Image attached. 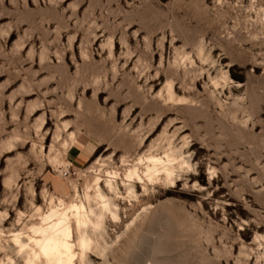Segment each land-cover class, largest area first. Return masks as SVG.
Segmentation results:
<instances>
[{"label":"rangeland","instance_id":"obj_1","mask_svg":"<svg viewBox=\"0 0 264 264\" xmlns=\"http://www.w3.org/2000/svg\"><path fill=\"white\" fill-rule=\"evenodd\" d=\"M150 156L174 184L126 181ZM86 176L110 212L76 264H264V0H0L4 264Z\"/></svg>","mask_w":264,"mask_h":264},{"label":"bare ground","instance_id":"obj_2","mask_svg":"<svg viewBox=\"0 0 264 264\" xmlns=\"http://www.w3.org/2000/svg\"><path fill=\"white\" fill-rule=\"evenodd\" d=\"M175 159L171 156L141 158L127 171L126 181L135 184L140 182L145 188L149 183L174 184L177 174ZM142 162L145 163V168L140 172L137 166ZM90 170H93V167ZM108 177L106 188L112 191L117 174L109 173ZM73 189L79 197L77 187L74 186ZM91 189L96 191L94 199L100 200L102 210L100 215L88 208ZM100 190L99 179L86 176L83 197L70 202L59 198L56 199L58 204L51 201L47 212L42 213L37 209L39 223L27 227V232L14 233L5 242L14 246L24 264H76V261L83 259L94 245L89 230L93 232L101 230L105 215L110 212V204L101 195ZM5 248L0 240V253L5 251ZM0 264H4V261L0 260Z\"/></svg>","mask_w":264,"mask_h":264},{"label":"crops","instance_id":"obj_3","mask_svg":"<svg viewBox=\"0 0 264 264\" xmlns=\"http://www.w3.org/2000/svg\"><path fill=\"white\" fill-rule=\"evenodd\" d=\"M93 149L87 142L77 140L67 151L66 158L73 166L83 165L92 155Z\"/></svg>","mask_w":264,"mask_h":264},{"label":"built area","instance_id":"obj_4","mask_svg":"<svg viewBox=\"0 0 264 264\" xmlns=\"http://www.w3.org/2000/svg\"><path fill=\"white\" fill-rule=\"evenodd\" d=\"M70 167H71V166H68V169L64 171L65 174H69V173H71Z\"/></svg>","mask_w":264,"mask_h":264}]
</instances>
